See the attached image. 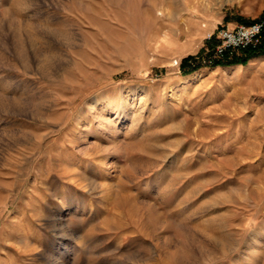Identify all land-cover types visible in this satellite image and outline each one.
Segmentation results:
<instances>
[{"label":"rangeland","instance_id":"374dc122","mask_svg":"<svg viewBox=\"0 0 264 264\" xmlns=\"http://www.w3.org/2000/svg\"><path fill=\"white\" fill-rule=\"evenodd\" d=\"M262 18L0 0V264H264V54L216 58Z\"/></svg>","mask_w":264,"mask_h":264},{"label":"built area","instance_id":"2783aa9c","mask_svg":"<svg viewBox=\"0 0 264 264\" xmlns=\"http://www.w3.org/2000/svg\"><path fill=\"white\" fill-rule=\"evenodd\" d=\"M263 33L264 18L249 25L220 30L216 58L220 61H226L245 50L258 49L262 44Z\"/></svg>","mask_w":264,"mask_h":264},{"label":"trees","instance_id":"16d2710c","mask_svg":"<svg viewBox=\"0 0 264 264\" xmlns=\"http://www.w3.org/2000/svg\"><path fill=\"white\" fill-rule=\"evenodd\" d=\"M263 38H264V33H263ZM264 54V46H261L258 49H248L245 50L241 53V57H233L231 59H227V61H225V64H227L228 66L230 65H235V64H240V63H245L248 59H243L244 56H246L247 58L250 57H256V56H260Z\"/></svg>","mask_w":264,"mask_h":264},{"label":"bare ground","instance_id":"6f19581e","mask_svg":"<svg viewBox=\"0 0 264 264\" xmlns=\"http://www.w3.org/2000/svg\"><path fill=\"white\" fill-rule=\"evenodd\" d=\"M171 42H172V41H171ZM171 42H170V43H171ZM166 43H167V42H166ZM165 45H166V44H165ZM189 77H190V76H189Z\"/></svg>","mask_w":264,"mask_h":264}]
</instances>
